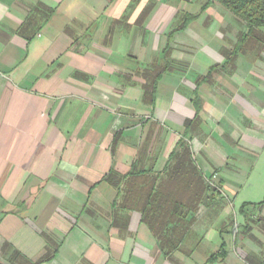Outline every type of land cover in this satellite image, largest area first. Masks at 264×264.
Returning a JSON list of instances; mask_svg holds the SVG:
<instances>
[{"label":"crops","instance_id":"1","mask_svg":"<svg viewBox=\"0 0 264 264\" xmlns=\"http://www.w3.org/2000/svg\"><path fill=\"white\" fill-rule=\"evenodd\" d=\"M245 32L215 0H0V264H264Z\"/></svg>","mask_w":264,"mask_h":264},{"label":"trees","instance_id":"2","mask_svg":"<svg viewBox=\"0 0 264 264\" xmlns=\"http://www.w3.org/2000/svg\"><path fill=\"white\" fill-rule=\"evenodd\" d=\"M225 7L231 14L244 23L246 32L239 41L237 50L242 47L246 39L252 38L264 41V0H215ZM189 18L185 19V22ZM264 202V200H263ZM219 252L209 258V263L213 262Z\"/></svg>","mask_w":264,"mask_h":264},{"label":"water","instance_id":"3","mask_svg":"<svg viewBox=\"0 0 264 264\" xmlns=\"http://www.w3.org/2000/svg\"><path fill=\"white\" fill-rule=\"evenodd\" d=\"M247 211H251V208L246 207L245 210H244V212H247Z\"/></svg>","mask_w":264,"mask_h":264}]
</instances>
